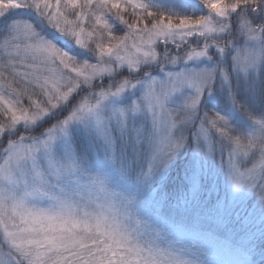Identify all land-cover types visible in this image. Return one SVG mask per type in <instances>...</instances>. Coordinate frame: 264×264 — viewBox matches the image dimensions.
Segmentation results:
<instances>
[{
	"label": "snow or ice",
	"instance_id": "obj_1",
	"mask_svg": "<svg viewBox=\"0 0 264 264\" xmlns=\"http://www.w3.org/2000/svg\"><path fill=\"white\" fill-rule=\"evenodd\" d=\"M0 264H264V0H0Z\"/></svg>",
	"mask_w": 264,
	"mask_h": 264
}]
</instances>
